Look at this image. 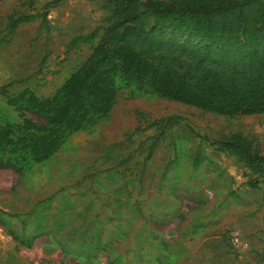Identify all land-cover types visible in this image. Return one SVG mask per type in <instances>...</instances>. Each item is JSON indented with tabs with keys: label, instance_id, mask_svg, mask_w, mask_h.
<instances>
[{
	"label": "rangeland",
	"instance_id": "1",
	"mask_svg": "<svg viewBox=\"0 0 264 264\" xmlns=\"http://www.w3.org/2000/svg\"><path fill=\"white\" fill-rule=\"evenodd\" d=\"M32 9L5 33L9 13ZM110 15L104 0H0V123L20 120L9 101L23 87L51 95ZM115 86L109 112L47 158L5 153L23 168L0 167V264H263L264 183L250 186L256 174L217 140L237 132L263 150L264 112L205 111L118 75Z\"/></svg>",
	"mask_w": 264,
	"mask_h": 264
},
{
	"label": "trees",
	"instance_id": "2",
	"mask_svg": "<svg viewBox=\"0 0 264 264\" xmlns=\"http://www.w3.org/2000/svg\"><path fill=\"white\" fill-rule=\"evenodd\" d=\"M56 2L57 0H51ZM109 21L85 59L48 96L27 86L9 101L20 120L0 123V167L43 160L116 95L115 76L140 89L224 115L264 112V0H104ZM37 12L7 16L5 33ZM95 31L83 38L91 39ZM18 100L22 102L17 103ZM175 115L153 119L159 128ZM264 183V149L234 132L217 140Z\"/></svg>",
	"mask_w": 264,
	"mask_h": 264
},
{
	"label": "built area",
	"instance_id": "3",
	"mask_svg": "<svg viewBox=\"0 0 264 264\" xmlns=\"http://www.w3.org/2000/svg\"><path fill=\"white\" fill-rule=\"evenodd\" d=\"M227 238L230 241L232 248L236 251H241L248 245L247 241L244 240L241 232L237 228H232L227 232ZM264 264V254H263Z\"/></svg>",
	"mask_w": 264,
	"mask_h": 264
},
{
	"label": "crops",
	"instance_id": "4",
	"mask_svg": "<svg viewBox=\"0 0 264 264\" xmlns=\"http://www.w3.org/2000/svg\"><path fill=\"white\" fill-rule=\"evenodd\" d=\"M31 12H36V10L32 9ZM24 22V21H23Z\"/></svg>",
	"mask_w": 264,
	"mask_h": 264
}]
</instances>
